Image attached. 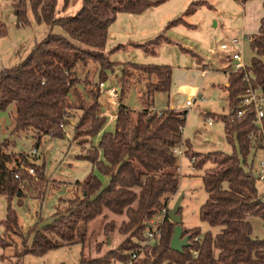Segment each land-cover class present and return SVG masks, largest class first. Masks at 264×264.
Wrapping results in <instances>:
<instances>
[{
    "label": "trees",
    "instance_id": "trees-1",
    "mask_svg": "<svg viewBox=\"0 0 264 264\" xmlns=\"http://www.w3.org/2000/svg\"><path fill=\"white\" fill-rule=\"evenodd\" d=\"M58 1L15 0L13 12L18 28L30 26L33 16L37 24H45L51 30L61 27L64 35L50 32L24 61L0 72V112L10 110L12 136H31L36 147L45 137L65 138V128L72 126L73 141L81 148L77 158L92 163L109 180L104 184L93 171L79 182L83 197L68 200L66 210L57 211L48 224L36 230L31 242L29 232L18 254L13 256L15 263L24 264L28 255L43 257L77 244L84 248L91 240L90 224L112 214L125 217L118 228L123 241L100 259L87 262L82 257L80 264H264V239L253 237L250 222L254 217L264 220V192L258 186L260 177L254 163H248L252 151L264 149V139H252L253 134H258L254 111L239 116L248 89L264 92V17L259 32L247 37L255 55L250 66L229 72L225 86L230 112L221 119L234 152L213 151L204 156L192 153L191 142L184 138L188 111L172 108L160 115L151 111L155 93L171 92V66L126 64L122 71V96L134 75L128 67L155 78L147 83V92L142 96L147 108L134 112L121 100L115 130L103 132L108 118L103 115L99 84L118 66L110 56L125 48L121 45L105 52L109 29L119 14L140 15L167 0H80L82 5L75 15L57 17ZM236 1L245 4L251 0ZM71 3L72 0H63V10ZM205 4L193 3L185 16L193 14L197 5ZM182 22V18L177 19L166 30ZM7 34L6 24L0 20V39ZM161 41L171 43L162 34L131 46L155 54ZM91 65L97 67L92 69ZM85 70L82 78L80 73ZM96 76L99 83L95 82ZM73 111L80 113L74 116L76 121L71 119ZM101 133L99 143L95 144L94 139ZM13 144L9 139L0 143V196H5L9 203L6 218L0 222L4 227V236L0 237L2 249L12 244L6 241L7 236H20L23 232L11 204L16 197L23 203L22 181L27 179L36 186H44L48 179L45 164L38 165L36 158L33 161L29 155L11 150ZM181 146L186 148L185 156L193 160V169L203 171L201 177L208 198L200 208V219L219 228L216 234L203 232L200 227L185 229L182 238L189 236L190 240L183 253L171 248L177 223L169 218L168 207L180 190L179 157L175 150ZM207 164L210 166L206 167ZM29 168L36 177L28 175ZM163 211L164 221L156 228L154 220ZM181 211L182 208L179 214ZM105 229L114 231L109 225ZM157 232L159 236L151 243L149 234ZM145 242L142 257L136 250Z\"/></svg>",
    "mask_w": 264,
    "mask_h": 264
},
{
    "label": "rangeland",
    "instance_id": "rangeland-1",
    "mask_svg": "<svg viewBox=\"0 0 264 264\" xmlns=\"http://www.w3.org/2000/svg\"><path fill=\"white\" fill-rule=\"evenodd\" d=\"M202 1L207 2V4L197 5V10L193 14L185 16L186 11L193 3ZM252 1L251 6L247 7L249 2L243 4L236 0H167L158 7L151 8L152 15L156 17L157 21L150 25L156 26L158 29L155 30L161 31L158 34H149L145 31V37H141L135 42L144 44L164 34L171 43L161 41L156 47L155 54L145 53L130 45L125 50L115 51L110 56V60L116 62L118 66L113 72H108L107 78L101 81H108L113 87L118 88L116 106L119 107L122 100V103L131 111L140 112L144 110L147 105L143 103L142 96L147 92V83L155 81V78H150L146 74L128 67L127 69L134 75L127 87L128 90L122 96V71L126 64L171 66L173 69L171 92L169 95L162 92L153 95L152 113H163V111L172 108L188 111L184 138L191 142L190 151L192 153H200L204 156L213 151L233 153L234 147L226 139L224 123L221 119V116L229 114L230 108L228 93L225 88L228 75L219 72L220 65L218 63L224 55L219 48L223 43L238 39L241 41L239 48L246 64H251L254 52L250 47L249 39L243 36V32L246 30V33L253 35L256 31L251 33L249 29L245 28V17H251L255 13L260 14L262 12L261 7H256L261 1ZM14 3L15 0H0V20L6 24L8 29L7 36L0 42V63H2L1 66L5 65L6 67L24 61L35 44L42 41L50 32L64 35L61 27H54L51 30L45 25L35 23L26 28L24 32L17 30L14 26L16 22L13 12ZM78 6L75 4V0H72L70 10L62 16L70 15ZM180 18L185 20L187 24L178 23L166 30L170 23ZM255 18L254 20L257 22L258 15ZM160 21L163 22L161 25L159 24ZM115 29L120 31V25ZM135 30L141 31L142 28H135ZM124 31L125 29L122 30V32ZM132 31L134 28L128 27L126 29L127 34ZM111 35L113 38H110L108 42L105 49L106 53L121 42L116 41L117 38L113 32ZM124 40L130 42V39ZM91 66L92 69L97 67L96 65ZM85 72L86 70L80 73L82 78L85 76ZM95 82L99 83L97 76ZM185 90L188 91L185 92ZM99 93L102 97L101 92ZM190 99L194 101L192 107L186 106V101ZM208 110L211 113H208ZM79 115V112L73 111L71 119L76 121L74 116ZM208 121H212L213 125H209ZM110 122L109 118L103 132L114 131V125ZM12 129L13 121L10 117V110L0 112V143L5 139L12 140L14 144L11 150L25 153L33 161L36 158L35 162L38 165L45 164V173L48 179L44 186H36L27 179L22 181L21 187L25 194L23 203L20 204L19 198L16 197L11 204L17 212L23 232L20 236L6 237V241L12 244L6 249L0 247V258L3 254L6 257L17 255L22 243L26 240L25 236L29 232H31V242L36 230H40L48 224L57 211L66 210L68 200L83 197L84 192L78 183L83 182L90 173L94 171L104 184H107L109 180L107 176L94 169L92 163L77 158L81 154V148L73 141L72 126L65 128L67 133L65 138L45 137L38 147H36V140L31 136L20 134L12 136ZM101 135L94 139L95 144L99 143ZM35 147L37 148L36 154L34 153ZM180 149L184 153L183 156H179V164L181 165L180 190L177 196L170 200L168 207L170 210L173 209L177 200L182 198L180 216L182 217L183 229L200 227L203 232L211 231L216 234L219 232V228H212L200 219V208L208 198L201 177L203 171L194 170L191 163L193 160L191 161L185 156L186 148L181 146ZM263 160L264 149L252 151L248 157L249 165L254 163V170L258 176ZM209 166L207 164L206 167ZM28 175L36 177V173ZM258 186L261 191L264 190L261 179L258 181ZM8 204L6 197L0 196V222L6 218ZM164 212L155 218L156 228L164 221ZM124 219L125 217L112 214L108 215L106 219H97L89 226V234L92 236L84 248L77 244L58 249L48 253L49 256L44 259L45 262L42 264H80L82 257L87 262L102 258L123 241L124 236L118 232V228ZM250 222L253 227V237L264 239V220L254 217L250 218ZM106 225L114 227V231L106 230ZM3 236L4 227L0 224V237ZM154 241L155 238L150 239L151 243ZM147 242L136 250V252H140L142 257ZM115 264L125 263L117 262Z\"/></svg>",
    "mask_w": 264,
    "mask_h": 264
},
{
    "label": "crops",
    "instance_id": "crops-1",
    "mask_svg": "<svg viewBox=\"0 0 264 264\" xmlns=\"http://www.w3.org/2000/svg\"><path fill=\"white\" fill-rule=\"evenodd\" d=\"M259 1H261L260 3H258L257 5H256V7H261L262 8V12L259 14H257V13H255V14H253L251 17H245V28H247V29H249V31H251V33H253V32H255L254 34H257L258 32H259V28H260V21H261V19L264 17V0H259ZM251 2H253L252 0L251 1H249V3H248V6L247 7H249V6H251ZM75 4L76 5H79L76 9H75V11L74 12H72L70 15H68V16H72V15H75L76 13H77V11L81 8V5H82V2L80 1V0H75ZM253 8V7H252ZM70 10V7L66 10V11H64L63 10V0H59L58 1V5H57V11H56V14H57V17H61L62 15H64L65 13H67L68 11ZM153 10V9H152ZM153 14V12L149 9V10H147L146 12H144L143 14H140V15H133V14H125V13H122V14H119L118 15V17H117V20H116V22L114 23V24H112V26L110 27V29H109V39H108V42H109V40H110V38H113V36L111 35V33L113 32L114 34H115V38H117V40L116 41H121V42H119L120 44L119 45H117L116 47H118V46H121V45H123V46H125V48H122L121 50H125L128 46H130V45H132V44H138L137 42H135V41H138V39L139 38H141V37H145V31H147V33H149V34H151V33H155V34H158L159 33V31H161V30H155V29H158L156 26H151L150 24H154L157 20H156V17L154 16V15H152ZM257 15H258V20H257V22L254 20V19H256L255 17H257ZM31 20H32V23H31V25L33 24V23H35V24H37L35 21H34V18H33V16H31ZM145 20V21H144ZM16 21V20H15ZM146 21H148L147 23H149L148 25L146 24ZM165 21V20H164ZM163 22H159V24L161 25ZM182 24H187V22L185 21V20H183V22H182ZM30 25V26H31ZM39 25V24H38ZM42 25H45V24H42ZM118 25H120V28H121V30L120 31H118V30H116L115 28L118 26ZM14 26H15V28L17 29V30H23V32L25 31V29L26 28H18L17 26H16V22L14 23ZM45 26H47V25H45ZM148 26V27H147ZM29 27V26H28ZM27 27V28H28ZM47 27H49V26H47ZM128 27H131V29L132 28H134V31H132V32H130V34H127L126 33V29L128 28ZM142 28V30L141 31H137V30H135V28ZM166 27V26H165ZM50 28V27H49ZM123 29H125V31L124 32H122V30ZM153 30V32H152V30ZM163 33V32H162ZM253 34V35H254ZM250 34H248V33H246V30L243 32V36L245 37V38H247L248 36H249ZM47 36V35H46ZM251 36V35H250ZM5 38V37H4ZM4 38H1L0 39V42H1V40H3ZM124 39H130V42H126ZM37 43H39V42H37ZM36 43V44H37ZM122 43H127V44H122ZM35 44V45H36ZM108 45V44H107ZM35 47V46H34ZM33 47V48H34ZM116 47H114L113 49H115ZM131 47H133V46H131ZM33 48H32V50H33ZM112 49V50H113ZM31 50V51H32ZM218 50V49H217ZM219 50H220V48H219ZM30 51V52H31ZM29 53V52H28ZM224 53V55H223V58L222 59H220L219 61V63H218V65H220V67H219V72H224V73H226V75H228L229 74V72H232V71H234L233 70V64H234V62L231 60V59H229V57H230V52L228 51H226V52H223ZM30 54V53H29ZM28 54V55H29ZM242 55H243V53H242ZM255 56V55H254ZM253 56V57H254ZM225 57V58H224ZM217 59V58H216ZM219 59V58H218ZM213 62V61H212ZM211 62V63H212ZM243 63H244V65L245 66H249L250 64H246V62H245V58H244V56H243ZM1 64L2 63H0V72L2 71V70H4V69H6V68H9V67H12V66H14V65H12V66H9V67H6L5 65H2L1 66ZM212 65V64H211ZM199 66H201V65H199ZM228 83V82H227ZM227 83H226V85H227ZM103 98V97H102ZM106 98V97H105ZM107 101L108 100H106L105 102V104L107 105V107H108V105H110L107 109V111H109L111 114H112V117L110 118V123H113V125H114V130H115V126H116V117H117V114H118V106H116L117 104H115V103H113V101H110V103L108 104L107 103ZM112 102V103H111ZM102 103V102H101ZM103 104V103H102ZM113 104H114V106H113ZM103 108V107H102ZM111 108V109H110ZM103 111H104V109H103ZM105 111H106V109H105ZM108 119H109V117H107ZM102 134V133H101ZM100 134V135H101ZM180 165V164H179ZM180 171H181V165H180ZM259 177H260V175H259ZM260 179H261V177H260ZM262 180V179H261ZM262 182H263V184H264V180H262ZM263 192H264V190H263ZM52 252H54V251H52ZM51 253V252H50ZM49 253V254H50ZM49 254H47V255H45V256H43V257H36V256H31V255H28V256H26L25 258H24V264H42V263H44L45 261H44V259L45 258H47L48 256H49ZM14 255H11L9 258L8 257H6V256H4V254L1 256V258H0V264H16L15 263V258L13 257Z\"/></svg>",
    "mask_w": 264,
    "mask_h": 264
},
{
    "label": "built area",
    "instance_id": "built-area-1",
    "mask_svg": "<svg viewBox=\"0 0 264 264\" xmlns=\"http://www.w3.org/2000/svg\"><path fill=\"white\" fill-rule=\"evenodd\" d=\"M240 45H241V41L238 39H234L231 42H227V43H223L220 46V51L222 52H230V57L229 59H231L234 64H233V70L234 71H238L241 69H244L246 66L243 63V55L242 52L240 51ZM246 79H248V77H246ZM99 91L102 94L101 97V103L103 108H104V112L103 115L106 117L111 118L112 114L107 111L108 107L105 104L106 100L107 103L109 104L110 101H113V103H115V100L118 98V88L113 87L110 82L106 81V82H101L99 84ZM188 90H185V92H187ZM106 97V98H105ZM197 100V97H196ZM117 101V100H116ZM112 103V102H111ZM194 105V101H192V99L187 100L186 101V106L188 107H192ZM242 105L244 107V110L239 112V116H242L246 111L248 110H252L255 112L256 114V120H255V126L257 128V136L255 134L252 135V139L256 140L258 139V137L260 139H264V123H263V119H264V92H257L254 91L253 89H248L246 94L243 97V101H242ZM110 106V105H108ZM105 109H107L105 111ZM159 115L161 114L160 112L158 113ZM69 116V115H68ZM117 118V117H116ZM209 125H213L212 121H208ZM61 128H65L64 124H61L60 126ZM181 148V147H180ZM180 148H177L175 150V154L179 157L183 156V150H181ZM34 153L36 154V150L34 149ZM261 170L259 171V175L261 177L262 180H264V160L261 162ZM28 173L31 175L35 174V171L32 168L27 169ZM18 178V176H17ZM165 214V212H164ZM159 236V233L157 232V234H149V238L150 239H154L155 236ZM134 258L136 257L135 255L133 256Z\"/></svg>",
    "mask_w": 264,
    "mask_h": 264
},
{
    "label": "water",
    "instance_id": "water-1",
    "mask_svg": "<svg viewBox=\"0 0 264 264\" xmlns=\"http://www.w3.org/2000/svg\"><path fill=\"white\" fill-rule=\"evenodd\" d=\"M210 112L211 111L208 110V113ZM259 144H260V140H259ZM181 203H182V198H179L176 202V205L169 212V218L171 219V221L177 223V226L175 227L174 235L171 241V248L174 251H177L179 253H183L184 248L189 246V240H190L189 236L182 238L184 229L181 225L182 217L179 214V211L182 208Z\"/></svg>",
    "mask_w": 264,
    "mask_h": 264
}]
</instances>
